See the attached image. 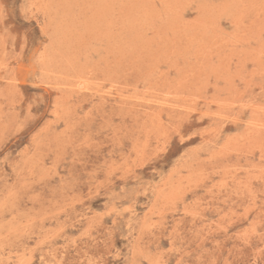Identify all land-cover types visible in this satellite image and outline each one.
I'll use <instances>...</instances> for the list:
<instances>
[{"label":"rangeland","instance_id":"rangeland-1","mask_svg":"<svg viewBox=\"0 0 264 264\" xmlns=\"http://www.w3.org/2000/svg\"><path fill=\"white\" fill-rule=\"evenodd\" d=\"M0 264H264V0H0Z\"/></svg>","mask_w":264,"mask_h":264}]
</instances>
